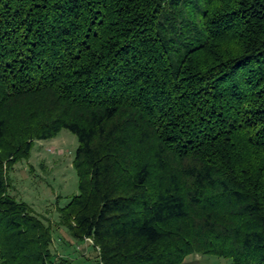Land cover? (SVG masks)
<instances>
[{
  "label": "trees",
  "instance_id": "16d2710c",
  "mask_svg": "<svg viewBox=\"0 0 264 264\" xmlns=\"http://www.w3.org/2000/svg\"><path fill=\"white\" fill-rule=\"evenodd\" d=\"M62 129L94 264H264V0H0V264H69L6 178Z\"/></svg>",
  "mask_w": 264,
  "mask_h": 264
},
{
  "label": "rangeland",
  "instance_id": "374dc122",
  "mask_svg": "<svg viewBox=\"0 0 264 264\" xmlns=\"http://www.w3.org/2000/svg\"><path fill=\"white\" fill-rule=\"evenodd\" d=\"M78 147L76 137L60 130L50 140L34 141L27 158L17 161L7 172V193L27 205L31 213L51 228V252L69 264H94L97 248L89 240L78 244L58 225V209L78 194L73 162ZM214 256L190 255L181 264H228Z\"/></svg>",
  "mask_w": 264,
  "mask_h": 264
}]
</instances>
